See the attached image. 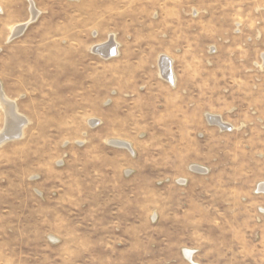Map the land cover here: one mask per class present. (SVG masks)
<instances>
[{
  "label": "rangeland",
  "instance_id": "rangeland-1",
  "mask_svg": "<svg viewBox=\"0 0 264 264\" xmlns=\"http://www.w3.org/2000/svg\"><path fill=\"white\" fill-rule=\"evenodd\" d=\"M0 85V264H264V0H0Z\"/></svg>",
  "mask_w": 264,
  "mask_h": 264
},
{
  "label": "bare ground",
  "instance_id": "bare-ground-1",
  "mask_svg": "<svg viewBox=\"0 0 264 264\" xmlns=\"http://www.w3.org/2000/svg\"><path fill=\"white\" fill-rule=\"evenodd\" d=\"M30 10H31V14H32L31 19L28 22L24 23V24H21V25H18L16 27H14L13 28V31H12V36H10V37L13 38V37H16L17 35L23 33L24 32V29L26 28V26L29 23L33 22L37 18V16L39 15V11L34 7V5L31 4V9ZM116 49H117L116 48V44L113 42L111 44V46H109L107 48H103L102 47V49L100 51H101L102 54H104V56H107L108 57V56H110L112 54L113 55L116 54L117 53ZM170 65L171 64H170V61L168 59L162 58V60H161V68H162V70H163V68L166 70V75H164V76L167 77V78H169L170 81L173 82L174 79H173V74H172V70H171ZM0 103H1L2 106L5 107V109H6L7 113H8L9 122H10V124H8L9 125V130H7L6 132H4L3 135L0 134V144H3L9 138L21 136L22 129L26 125L27 120L24 119L22 116H20L17 113V109H16L15 103L14 102H11L6 97L5 93L3 92V89H2V86L1 85H0ZM216 122L220 126H223V128H224V123H222L220 120H216ZM126 147L128 148L127 145H126Z\"/></svg>",
  "mask_w": 264,
  "mask_h": 264
},
{
  "label": "crops",
  "instance_id": "crops-1",
  "mask_svg": "<svg viewBox=\"0 0 264 264\" xmlns=\"http://www.w3.org/2000/svg\"><path fill=\"white\" fill-rule=\"evenodd\" d=\"M170 135H174V128H170ZM134 140L132 139H129V141H128V143H125V142H117L118 144H116V145H118L119 147H126V145L128 146V148L127 149H129V150H132V152L133 153H135L136 152V149H135V143L133 142ZM129 144V145H128ZM130 147V148H129ZM115 156V155H114ZM114 156H109L107 159H106V163H107V165H113V166H116L117 164H118V161L116 160V158L114 157ZM182 191L181 190H179V191H177V194H179V193H181Z\"/></svg>",
  "mask_w": 264,
  "mask_h": 264
}]
</instances>
